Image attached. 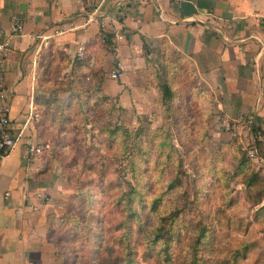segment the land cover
<instances>
[{
	"label": "crops",
	"instance_id": "obj_1",
	"mask_svg": "<svg viewBox=\"0 0 264 264\" xmlns=\"http://www.w3.org/2000/svg\"><path fill=\"white\" fill-rule=\"evenodd\" d=\"M14 19L21 30L9 35ZM99 33L110 36L99 89L115 97L126 124L157 104L160 83L189 76L188 91L209 100L211 138L219 136L214 121L223 142L241 134L243 149L251 140L247 120L264 130V0H0V42L8 44L0 71L9 131L18 134L0 162V264H57L42 142L68 110L60 100L72 84L76 49ZM32 145L45 147L33 153ZM258 171L264 178V165Z\"/></svg>",
	"mask_w": 264,
	"mask_h": 264
},
{
	"label": "rangeland",
	"instance_id": "obj_2",
	"mask_svg": "<svg viewBox=\"0 0 264 264\" xmlns=\"http://www.w3.org/2000/svg\"><path fill=\"white\" fill-rule=\"evenodd\" d=\"M153 73L159 80L163 78L161 73L158 75V69ZM172 81L174 99L163 103L162 108L157 104L139 108L141 113L132 117L127 128L118 124L120 108L115 97L109 98L101 92L97 97L91 91V84L80 83L83 87H78L79 83H75L73 92L69 90L67 97L60 100L68 110L60 112L62 116L56 120L51 117L48 142H42L47 145L42 156L44 168L51 177L47 208L53 214L49 227L57 264L115 262L116 254L103 252L101 243L108 238L106 246L118 250L112 244L118 235L110 229L123 214L115 203L120 192H128L133 182L125 156L132 147L131 140H123L120 130L116 135L109 134L107 130L114 126L133 134L134 155L138 148L150 151L147 169L139 162V172L134 175L135 187L142 190L146 187L142 198L158 195L162 191L159 180L172 177L171 170L178 169L172 162L175 155L169 163L171 168L160 169L166 162L165 152L157 156L158 140L146 141L141 130L165 127L181 155L183 174L176 175L179 186L168 195H161L159 202L161 209L178 216L171 228L174 233L170 244L174 255L171 264L182 256L181 252L177 253L179 242L192 236L202 225L208 227L201 244L202 264H217L215 258L226 256L227 250L242 243L249 245L246 258L238 259L236 264H264V178L258 171L264 164L247 157L239 140L241 134L240 138L229 135V146H219L224 129L214 121V133L219 136L211 138L207 133L208 117L203 116L207 105L204 101L197 104L192 101L194 93L188 91L190 77L180 76ZM155 107L156 115L162 114L165 120L149 115ZM228 127L232 133L230 124ZM246 127L251 135V129ZM136 131L139 134L134 137ZM253 175V184L247 186L246 181ZM139 236L135 234L130 245L137 253L138 264H153L140 257L144 245ZM184 251L182 248L183 254Z\"/></svg>",
	"mask_w": 264,
	"mask_h": 264
},
{
	"label": "trees",
	"instance_id": "obj_3",
	"mask_svg": "<svg viewBox=\"0 0 264 264\" xmlns=\"http://www.w3.org/2000/svg\"><path fill=\"white\" fill-rule=\"evenodd\" d=\"M109 48L110 36L106 34L101 35L100 33L92 41L83 44V55L81 56V59L76 60L75 58L71 65L72 84L69 87L71 92H73L72 89H74L75 83H79V85L77 84L78 87L81 84L83 86L91 84V91H93L94 95H96L97 97L99 96V93L101 92L99 86L104 76V70L102 67V56L109 50ZM173 84L174 83L172 79L168 78L166 82L160 83L158 85L159 97L157 105L161 106V108L163 103L165 104V102H171L174 99ZM191 93H194V97L191 96V99L194 104H197L198 102L202 101L205 102V105H207V107L204 108L203 116H207V111L209 108L207 102H209V100H205V93H203L202 95L196 92ZM122 110L123 109L119 110L120 116L118 124H121L122 126L127 128L131 124L130 122L126 124L123 120L124 116L122 117ZM154 117L160 118L162 120L166 119V117H164L162 114L156 115V113H154L152 118ZM125 128L120 129L118 126H114L112 129H108L107 132L109 134L116 135V131L120 130L119 133L122 136L123 140H131L132 147L130 149V152L127 153V155L125 156L128 157V169L129 173L131 174V180L133 183L129 187L128 192H120V196L116 199L115 203V206L119 207L121 213L123 214L121 215L122 218L119 220V222H117V224H115L112 229H110V231L116 232L118 235L117 238L112 242V244L117 245L118 250L115 251L111 249V247L106 246L108 238L107 240L102 239L103 242L101 243V248L103 249V252L109 251L111 253L116 254L115 262L110 264H138V261L136 259V257H138L137 253L134 251L133 248H131L130 245L132 243L133 236L139 233L141 234V236H139V240L143 242L144 245L143 252H141L140 255L143 261L150 260L153 262V264H171L173 259L172 257L174 256L172 248L170 247L174 234L171 228L172 225L174 226L175 220L178 216H176L177 213L171 214L169 212L170 210L167 211L163 207L161 209L159 202L161 199V195H168V193L174 191L179 186V181L177 180L176 175L178 176L180 174H183V172L180 170L181 155H179L178 150L171 143L172 135L170 131H168L165 127L160 126L155 128L154 130H150L147 127L146 129L141 130L144 133V138L146 139V141L158 140L159 148L157 150V156L161 155L162 152H165L166 162L162 164L160 169L162 170L164 168H171L169 163L173 155L176 156V160L172 161L175 164L174 168L178 169L171 170L172 177H167L166 179L159 180L161 181L160 188L162 189V191H160L158 195L149 198H142L146 187H144L143 190L136 188L134 175L136 171L139 172V162L142 163L141 165L146 166L145 169H147L149 157L148 154L150 151L146 148H138V151L134 155L132 136L133 134L131 135L130 132H126ZM250 131L251 133H253V129H251ZM138 134L139 132L136 131L134 133V137ZM176 140L178 142L177 138ZM136 143L138 144L139 142ZM263 144L264 142L257 144L258 153H260L261 156H264V153L262 152V148L264 147ZM218 145L221 147L229 146L228 141H222V143H219ZM179 146L185 148L181 144H179ZM163 147H165L164 151L162 150ZM156 165L159 166V163L157 162ZM163 173L164 172H162V174ZM254 178V175L251 176L249 180L246 181V185L251 186L253 184V181L255 180ZM149 194L152 195L153 192H150ZM135 196H137V199H135ZM197 228L198 229L193 232L192 236H187L185 240L182 239L179 242V252L177 251V253L180 254L181 252L182 256H178L179 259L176 258L175 262L172 264H202L203 261L201 259V244L204 240L205 232L208 227L202 225ZM248 247L249 245L247 243H242L241 246L238 248H232L230 250H227L226 256L215 258L214 262L217 264H236L238 259L245 260ZM182 248H184L185 250L184 254L182 252ZM152 250L154 253H152ZM149 252H151V254Z\"/></svg>",
	"mask_w": 264,
	"mask_h": 264
},
{
	"label": "built area",
	"instance_id": "obj_4",
	"mask_svg": "<svg viewBox=\"0 0 264 264\" xmlns=\"http://www.w3.org/2000/svg\"><path fill=\"white\" fill-rule=\"evenodd\" d=\"M218 28V27H217ZM214 29L218 32V29ZM21 30V22L17 19H14L9 30V35H18ZM8 44L6 42L1 43L0 42V56H3L7 50ZM83 55V45H79L76 49L74 58L76 60L81 59V56ZM91 63V61H90ZM111 77H117V72H112L110 74ZM2 75L0 71V162L5 158V155L8 154L13 146L15 145V142L17 141L18 134H12L10 133V120L8 116V109H7V102L5 99L4 89L2 85ZM247 126L249 129H253V133H251V140L249 142V145L246 147V154L247 157L252 161H259L261 162V156L257 152V143L259 141L264 140V130L260 123H258L255 119H249L247 120ZM45 146L43 145H32L29 148V152L33 153H39L43 150Z\"/></svg>",
	"mask_w": 264,
	"mask_h": 264
}]
</instances>
